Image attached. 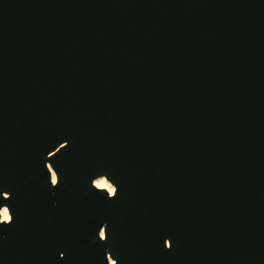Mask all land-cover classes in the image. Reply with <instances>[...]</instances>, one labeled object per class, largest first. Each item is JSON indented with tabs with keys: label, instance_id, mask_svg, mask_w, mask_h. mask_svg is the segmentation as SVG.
<instances>
[{
	"label": "water",
	"instance_id": "water-1",
	"mask_svg": "<svg viewBox=\"0 0 264 264\" xmlns=\"http://www.w3.org/2000/svg\"><path fill=\"white\" fill-rule=\"evenodd\" d=\"M0 191V264H264V0H0Z\"/></svg>",
	"mask_w": 264,
	"mask_h": 264
},
{
	"label": "snow or ice",
	"instance_id": "snow-or-ice-1",
	"mask_svg": "<svg viewBox=\"0 0 264 264\" xmlns=\"http://www.w3.org/2000/svg\"><path fill=\"white\" fill-rule=\"evenodd\" d=\"M66 144H67V142H66ZM61 146L65 148L64 145H61ZM51 153H52V152H49L48 155H51ZM48 174H49V173H48ZM54 180H55V183H54V184H51V185H52L53 187H57L58 184H59V177L56 178V177L54 176ZM116 195H117V189L115 188V190L113 191L111 197H112V198H115ZM0 196H2L4 200H8V199L10 198V197H9V193H8L7 191H0ZM108 198H109V197H108ZM11 220H12V217H11V215H10V219L6 218V223H4V224H0V225H8V224L11 222ZM100 231H101V229H99L98 232H100ZM99 240H100V241H103V242H106V241H107V235H106L105 228L103 229L102 237H101V239H99ZM170 248H171V243L169 242V243H168V246H167L166 249H170ZM61 258H63V254H61Z\"/></svg>",
	"mask_w": 264,
	"mask_h": 264
},
{
	"label": "bare ground",
	"instance_id": "bare-ground-1",
	"mask_svg": "<svg viewBox=\"0 0 264 264\" xmlns=\"http://www.w3.org/2000/svg\"><path fill=\"white\" fill-rule=\"evenodd\" d=\"M54 173L52 174V179L53 181L55 182L54 180ZM94 184L99 187V188H103V189H106L110 195H112L113 191L115 190V187L114 185H112L109 181H107L104 177H100V178H97L95 181H94ZM1 218L3 221H6V218L10 219V215H9V212L7 210V208H3L1 210Z\"/></svg>",
	"mask_w": 264,
	"mask_h": 264
}]
</instances>
